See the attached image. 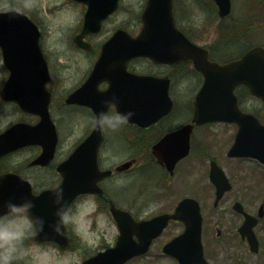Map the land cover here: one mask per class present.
Instances as JSON below:
<instances>
[{
	"label": "flooded vegetation",
	"instance_id": "flooded-vegetation-1",
	"mask_svg": "<svg viewBox=\"0 0 264 264\" xmlns=\"http://www.w3.org/2000/svg\"><path fill=\"white\" fill-rule=\"evenodd\" d=\"M68 1L78 7L81 18L80 22L77 24L76 32L72 34L69 39L66 51L70 49L72 52L75 51L76 53H84V56L88 58L89 63L83 76L80 78L81 80L79 83L69 88L60 100L57 101V111L62 109L60 115L56 113L55 109L53 110V102L55 94L60 93V90L62 89L64 79L60 76L59 72H57L58 77L55 76L56 73H53L54 71L50 62L52 52L48 49L49 35L47 34L46 26L42 23V20L37 16V14L33 13V11L32 14H34L35 18L31 16V12L29 14L26 12L23 13L27 14V16H29V18H31L37 26V34L34 36V39L31 38V33L28 32H19L14 34L12 36V40L15 42V40L18 39L20 44L13 47L14 44L12 41L10 49L12 51L11 60L15 64L14 67L19 70L18 74L21 78L40 77L37 69L41 68L42 58L45 60L51 77L50 81L46 84V88L51 94L49 112L53 122L55 123L57 136L58 128L55 120L62 116V113H65V107L86 109V113L84 115L80 113L78 117L75 116L73 119L69 118L75 126H81V123L87 119V125L82 129L83 132L76 144L72 147L73 149L89 134L93 128L91 118L94 116V112L90 107L84 105L65 103L66 96L72 90L79 87L90 74L101 53L102 46L114 31L122 29L132 36L139 32L142 27L141 14L146 6L147 0H107L105 6L106 9H112L111 12L101 21V26L97 32L84 33L81 35L79 38L81 46L76 45L75 37L81 34L83 16L87 9V3L79 0ZM260 1L253 0L254 3H257V5H261L264 2V0ZM258 2H260V4ZM193 12L196 13L193 15ZM197 12L203 16V18H200L201 20L198 21V23L196 22ZM233 12L234 7L232 0H230V12L224 17L219 16L218 6L214 0H171V13L175 27L191 42L204 48L209 61L217 62L219 64H226L239 59L247 50L256 45L264 47V42H256L254 40L256 37L255 34L258 32L256 31V26H254L257 24V22H254V16L257 14L255 9L249 10L248 15H250L253 20L250 19L251 24H249L242 32L236 28V24L239 23V17H232L231 23L228 21L224 23V19L233 15ZM209 15L217 16L220 21H223L218 23V25L221 24L220 27L222 29L223 27H226V30L228 31V37L221 40V42L219 41L216 43L215 41H210L207 43H200V41L203 40H200L199 37L202 36V28L207 26L208 17H210ZM107 26H109L108 29H106ZM229 29H231V32H229ZM197 33H200L201 35L198 36ZM229 37H232L234 42L241 43L238 47H234L233 53L227 52L225 49L227 43L232 40V38ZM35 43L40 54V59H37V62H33L31 58L27 57L33 48V52H36L34 46ZM31 55L32 54H30L29 57H31ZM143 62H147V65H143L144 68L140 67L141 69L138 70L136 66L137 63ZM26 64L31 67L32 72L27 73L24 71L25 66L27 67ZM54 64L57 65L60 72L65 66L60 59L54 62ZM32 66L35 68L34 71ZM125 68L130 73L137 75L167 78L168 94L173 103L170 109L156 120L146 124L128 122V124L121 129V140L126 144V147L131 150V153L128 155L127 160L119 164L116 163L110 166L102 165L103 159L101 158V150L106 144V137L104 135V131L100 130L101 142L97 155V163L100 170H109V173L97 180V185L99 187L98 192L82 193L78 196L90 194L95 195L99 202L100 209L98 210L109 212L111 216L110 206L113 204L117 208L128 211L135 220L149 219L156 214L172 212L181 199L184 197H192L198 202L203 222L204 219H207L208 217L210 219H238V222L234 227V232L229 231L223 234L224 231L215 226V236L210 238L205 237L208 230L203 227L202 222L203 252L205 259L210 264H247L242 252L236 250L234 251L237 246L234 245L236 244L234 242L235 239L239 245H244L243 248L247 253L256 255L257 253L261 254L262 252L263 254L264 237L260 235L259 232L260 229H262L261 226L264 228V157L258 158L255 156L228 155V151L234 142L235 134L238 130V125L236 123L225 121H207L201 124H196L192 121L195 109V105L193 103L194 95L203 84L204 79L201 72L193 67L192 60L190 59L180 60L178 62H155L150 58L143 56L129 58L125 61ZM177 69H179L178 72H176ZM9 75L10 71L5 65L3 48L0 45V92ZM185 75L187 76L186 81L181 79L182 76L186 78ZM175 80L181 81V85L185 84L184 87H182V89H179L180 87H176ZM191 84H195L192 88L197 87L195 93H192L193 99L189 104L181 108L175 102L174 95L177 93H184ZM108 86V80L103 79L98 82L97 90L104 91L108 88ZM175 89L179 90L175 92ZM234 93L238 100L239 109L244 113L253 114L261 123L264 124V113L260 99L253 96L248 87L243 84L235 86ZM106 108L117 110L115 104H109ZM149 108L153 109L155 106L150 105ZM15 112L19 114L20 118L13 119L5 125L0 126V134L17 122L33 125L36 124L39 119L37 115L21 110L13 101L3 99L0 94V122L1 117L7 118L8 116L15 114ZM187 125L191 126L188 153L179 158L173 166H170V162L168 160L169 158L162 152L158 155L155 152L156 150H154V146L160 142L165 135L175 130H179ZM225 128H230V136L226 135V143H224V137L219 136L221 134L223 135ZM70 131L71 129H68L67 127L66 133H70ZM62 139L63 137L60 138L58 136L54 156L50 162L45 165L34 163L35 159L42 151V147L39 144H26L19 148L7 151H3L6 144H0V175L13 173L18 175L21 179L27 180L30 183L31 192L33 194H38L44 189L54 188L61 182L62 179L57 166L59 162L66 158L72 150L71 149L63 158L57 160L56 157L59 151V144ZM166 147L168 146H162V148ZM162 148L160 147L161 150ZM20 158L22 159L19 160ZM224 160H228L227 166L229 167L224 164ZM125 162H127L128 165L121 168V164ZM216 165L224 171L230 182V188L223 192L218 198L216 197V187L210 180L211 168ZM138 171H143V173L146 172L141 174L142 181L139 182L135 189V191L137 190L138 198L131 197L130 200H124V206L120 203L114 202L107 192V182L112 180L114 177H121L124 175L129 176V174H131L130 176H133V174ZM176 181H178V183H176ZM206 181H209L213 187V200L211 211H208V214L204 215L202 192L203 188L207 185ZM183 185L188 191L181 194L175 201L176 203L172 200V202H169L171 206L161 205L150 215L147 210H144V208L150 207V205L152 208L155 204H157L153 202H159V200H161L164 196H168V199L171 197L175 198V193L181 190L180 188ZM256 188L260 189V191L253 192V189ZM231 191L234 192L232 193L233 196L229 198V209L235 217L226 216L223 210L218 213L216 212V209L224 202L226 194ZM148 194L150 200H147ZM164 200L167 201V199ZM130 205L135 206L136 208L141 207V209H138L137 212L134 213L131 209H129ZM247 215L252 216V219H257V222L253 227V231L258 242V251L255 253L250 251L249 242L246 236L241 234L239 229L244 219H249ZM172 223L181 224V222L178 221H172ZM117 235V232H115L111 241L104 243L101 246H94L95 249L90 253H86V251L83 250V255L85 256L80 259L83 260L90 257L107 246L112 245L117 239ZM161 235L151 241V244L145 254L134 258L142 259L144 256L149 255L155 248H157L156 250L160 249L162 252V246L166 241L162 243L161 246L156 244ZM79 245L81 244L77 243L73 240V237H71L67 248L57 246L63 252L65 250L81 248ZM162 254L165 255L164 253Z\"/></svg>",
	"mask_w": 264,
	"mask_h": 264
},
{
	"label": "water",
	"instance_id": "water-1",
	"mask_svg": "<svg viewBox=\"0 0 264 264\" xmlns=\"http://www.w3.org/2000/svg\"><path fill=\"white\" fill-rule=\"evenodd\" d=\"M84 1L88 3V9L84 15L81 35L86 32H96L101 18L106 15L103 11L104 7L97 4L100 0ZM215 1L219 6V14H226L229 9V0ZM142 20L143 27L137 36L131 37L125 31L118 30L107 40L90 75L78 89L68 95L66 102L91 105L96 113L106 108L108 104L106 105L105 101L115 98L114 104L119 111L132 109L135 112L131 121L145 123V120H155L165 113L171 104L167 95L166 80L128 73L124 66L125 61L138 55L149 56L157 62L190 58L195 68L204 75L203 86L194 100L196 109L193 121L197 123L213 119L237 121L239 131L229 154L264 157V126L254 117L240 113L232 92L235 85L244 83L254 94L261 97L264 103V49L260 46L253 47L241 59L219 66L217 63L208 62L205 50L189 42L174 27L170 13V0H148ZM20 26H22L21 29ZM20 31L31 33V37L37 33L34 23L24 14L16 10L0 13V44L3 48L5 64L11 72L1 90V95L3 98L15 101L23 110L37 113L40 121L34 126L21 123L13 125L0 135V143L9 145L5 149L7 150L25 143H39V139L35 138L43 135L46 139L41 142L43 152L35 162L46 163L52 157L56 143L54 125L47 110L49 93L44 87L49 76L45 62L42 64L41 78L27 79L17 74L18 69L14 68L11 60L12 51L9 47L12 40L11 34ZM81 35L75 38L78 44H81L79 42ZM18 44L16 40L15 46ZM103 79L108 80L109 87L99 91L96 86ZM163 83H165L164 86ZM155 86L159 88L162 86V89L155 90ZM152 104H157L160 108L149 110ZM162 105L164 107H161ZM180 133L182 131L175 134V137L180 136ZM171 139H174L172 134L168 135L162 143ZM175 140L172 143L181 147L171 148V152H168L169 156L172 154L174 160L187 152L188 134L185 142L179 141V137ZM99 141V129L93 128L90 135L60 165L63 173V181L60 185L63 186L69 199L74 198L78 193L96 190V179L107 173L100 172L97 168L96 150ZM14 177L11 174L0 176V205L9 199L17 203L32 199L35 206L30 214L34 217L43 216L46 221L44 232L38 239L47 238L65 245V237L53 230L57 219L54 215L56 205L52 202L54 189L43 191L33 197L30 195L28 183L15 180ZM211 179L217 186L218 198L229 187L227 179L217 168L212 169ZM17 181L26 184V195L20 187L15 186ZM111 211L120 231L116 246L84 261L83 264H122L130 256L144 252L151 239L160 233L170 218L183 221L185 229L164 246V251L174 255L180 264H206L202 257L200 242L201 216L198 204L193 198L181 200L172 214H161L147 221L134 222L128 213L114 206L111 207ZM255 222L256 219H246L240 227L241 233L250 239L252 250L257 249L254 234L251 231V226ZM132 233L138 235V243L133 241Z\"/></svg>",
	"mask_w": 264,
	"mask_h": 264
},
{
	"label": "rangeland",
	"instance_id": "rangeland-1",
	"mask_svg": "<svg viewBox=\"0 0 264 264\" xmlns=\"http://www.w3.org/2000/svg\"><path fill=\"white\" fill-rule=\"evenodd\" d=\"M260 1V0H258ZM10 4L14 6L15 9H18L22 12L30 13L32 14V11L34 14H37V16L42 20V23L46 26L47 34L48 36V49L51 51V66L53 69V73H56L55 76L58 77L57 72L60 73V76L63 77V86L60 90V93H56L54 97L53 102V110L55 109L56 113L59 115L62 112V109H59L57 111V101L60 100V98L64 95V93L71 87L75 86L79 83L81 80L80 78L83 76L85 69L88 66V58L84 56V53L82 52H72L70 49L66 51V47L69 44V39L71 38L72 34H74L77 30V24L80 22V13L78 7L71 4L68 0H38L37 6L34 7L31 10L25 9L23 7V0H8ZM262 2V1H260ZM260 2H258L260 4ZM234 12L233 15L229 16L227 19H224V23L227 21L231 23L232 17L238 18L239 17V23L236 24V28L240 30L241 32L244 31V29L251 24V20H253L250 15H248L249 10L256 11V16H254V22H257L254 26H256V34L254 40L256 42H264V2L261 5H257V3H254L253 0H232ZM43 5V7H41ZM196 12H193V15ZM34 17L33 15H31ZM208 17L207 26L203 27L202 29V36L201 34L197 33L198 36H200V43H207L210 41H215L218 43L219 41L223 40L222 38V31L223 29L218 25V23H221L223 21H220L217 16ZM35 18V17H34ZM203 18L202 15H200L197 12V20L196 22L200 21ZM263 20V21H262ZM262 21V22H261ZM109 26L106 27L108 29ZM104 29V30H106ZM61 31V32H60ZM60 32V33H59ZM106 35V34H105ZM62 38V39H61ZM232 38V37H229ZM241 45L240 42H234L233 38L229 43H227L226 50L227 52L233 53L234 47H238ZM225 51V50H224ZM223 51V53H224ZM61 60L62 63L66 66L63 67L61 72L57 68V65L54 64L57 60ZM53 61V62H52ZM136 64V63H135ZM143 65H147V62L143 63H137V68L140 70L144 68ZM179 69L176 70L178 72ZM188 73V72H187ZM186 76V75H185ZM175 77V75H174ZM183 80H187L182 76ZM176 87H180L179 89H182L185 84L181 85V81L175 80ZM195 84H191L189 88L184 93H177L174 95V100L178 104L179 107H183L187 104H189L192 100L193 94L196 91V88H192ZM179 89H175V92ZM193 93V94H192ZM57 103V104H56ZM258 104V102H257ZM10 109V108H9ZM65 113H62V116H58L59 118L55 120L57 122V128H58V136L60 138L63 137L62 141L59 144V151L57 155V160L63 158L68 152L72 149V147L76 144L78 141L80 135L82 134V129L87 125V119L81 123V126H75L69 118H74L75 116L78 117L79 114H85L86 109L83 108H73V107H65ZM20 116L17 112L15 114L8 116L7 118L1 117L0 126L5 125L6 123L12 121L13 119H19ZM71 129L70 133H66V128ZM66 133V135H65ZM104 135L106 137V144L103 146V149L101 150V158L102 165L103 166H110L116 163H121L125 160H127L128 155L131 153L130 149L126 147V144L121 140V129L117 132H105ZM226 135L230 136V128H225L223 135L224 137V143L227 142ZM227 145V144H226ZM26 156V155H25ZM24 156V157H25ZM22 157V158H24ZM20 158L19 160H21ZM228 161V160H227ZM227 161L224 160V164L227 166ZM229 167V166H227ZM229 172V171H228ZM143 171H138L137 173H134L133 176H119L114 177L112 180H109L106 184L107 192L109 193L112 200L116 203H120L124 206L123 201L124 200H130L132 198H138V193L136 189V186L139 184L140 181H142L141 174ZM146 173V172H144ZM143 173V174H144ZM231 175V173L229 172ZM129 177V178H128ZM127 178V179H126ZM178 183V181H176ZM207 185L205 188H203L202 192V203L204 208V215L208 214V211H211L212 206V200H213V187L211 186L209 181H206ZM181 190L177 191L175 193V198L168 199V196H164L159 202H153L157 203L152 208L150 207L144 208V210H147L149 212V215L153 213L159 206H171L169 202H174L177 200V198L183 194L184 192H187L184 188V185L181 186ZM193 190V188H192ZM260 191V189L256 188L253 189V192ZM192 192V191H190ZM234 191H231L226 194V197L224 198V202L216 209L217 213L220 211H224L226 216H232L229 206H230V199L231 196H233ZM159 193V192H158ZM149 199V194L147 196V200ZM164 199H167L165 201ZM150 200V199H149ZM161 201V202H160ZM176 203V202H175ZM134 213L137 212L138 209H141V207L136 208L135 206L130 205L129 206ZM128 208V207H127ZM100 209V208H99ZM98 213L100 214L98 216ZM98 213H92V228L96 231V234L98 236L97 242L92 245H82L80 242L79 237L73 235V240H75L77 243L81 244L79 245L83 250L86 251V253L92 252L95 248L94 246H101L104 243H107L111 241V238L113 234L116 232V228L113 226L112 218L109 214V212H103L98 210ZM238 220V219H237ZM236 219H210L209 217L207 219H204L203 227L208 230L206 232L207 235H205L206 238H210L215 236L216 228L215 226L222 229L223 234L225 232H234V227L236 223L238 222ZM262 229H260V235L264 237V228L261 226ZM182 230V225L178 223H170L169 226L163 231L161 237L157 241V245L161 246L162 243L170 239L172 236L178 234ZM234 242L237 245L234 249V251H240L242 252V255L244 256V259L247 264H264V253L262 254H256L251 255L247 253L244 248L243 244H238L237 240L235 239ZM156 247V246H155ZM97 248V247H96ZM151 251V253L147 256H144L142 259L140 258H134L129 261H127L126 264H177V262L167 257L166 255H163L162 252L159 250ZM83 251L80 254V258L84 257ZM81 259L78 261H73V264H79Z\"/></svg>",
	"mask_w": 264,
	"mask_h": 264
},
{
	"label": "clouds",
	"instance_id": "clouds-1",
	"mask_svg": "<svg viewBox=\"0 0 264 264\" xmlns=\"http://www.w3.org/2000/svg\"><path fill=\"white\" fill-rule=\"evenodd\" d=\"M38 0H23V7L31 10ZM43 7V5H41ZM14 6L8 0H0V13L11 12ZM115 98L105 101L114 104ZM132 109L119 111L103 108L96 112L92 125L101 131L117 132L134 117ZM54 215L57 217L53 230L65 239L79 237L82 245L92 246L98 236L92 228V213H98L99 202L95 195L78 196L69 199L62 185L53 190ZM35 206L32 199L21 203L9 199L0 205V264H73L80 259L83 248L61 251L47 238L38 239L44 232L45 218L32 216ZM100 214L98 213V216Z\"/></svg>",
	"mask_w": 264,
	"mask_h": 264
}]
</instances>
